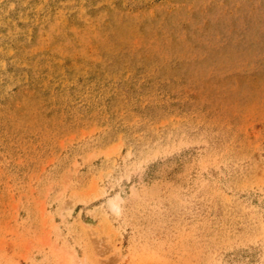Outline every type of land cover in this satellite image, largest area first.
<instances>
[{
  "label": "rangeland",
  "instance_id": "374dc122",
  "mask_svg": "<svg viewBox=\"0 0 264 264\" xmlns=\"http://www.w3.org/2000/svg\"><path fill=\"white\" fill-rule=\"evenodd\" d=\"M0 264H264V0H0Z\"/></svg>",
  "mask_w": 264,
  "mask_h": 264
},
{
  "label": "bare ground",
  "instance_id": "6f19581e",
  "mask_svg": "<svg viewBox=\"0 0 264 264\" xmlns=\"http://www.w3.org/2000/svg\"><path fill=\"white\" fill-rule=\"evenodd\" d=\"M115 210L118 212L120 210V207L118 206V204H116L115 206Z\"/></svg>",
  "mask_w": 264,
  "mask_h": 264
}]
</instances>
